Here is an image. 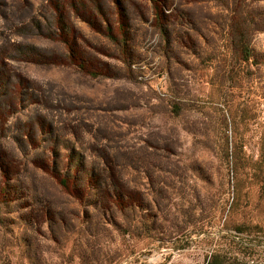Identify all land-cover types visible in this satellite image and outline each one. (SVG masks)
Returning <instances> with one entry per match:
<instances>
[{
  "label": "rangeland",
  "instance_id": "rangeland-1",
  "mask_svg": "<svg viewBox=\"0 0 264 264\" xmlns=\"http://www.w3.org/2000/svg\"><path fill=\"white\" fill-rule=\"evenodd\" d=\"M75 152L119 165L123 212L59 185ZM214 256L264 264V0H0V264Z\"/></svg>",
  "mask_w": 264,
  "mask_h": 264
},
{
  "label": "trees",
  "instance_id": "trees-1",
  "mask_svg": "<svg viewBox=\"0 0 264 264\" xmlns=\"http://www.w3.org/2000/svg\"><path fill=\"white\" fill-rule=\"evenodd\" d=\"M163 14L161 11H156L155 17L157 21H161ZM236 19V18H235ZM246 21L242 13H239V20H234V25L232 23L230 35H231V45L233 53L241 62L251 61L253 58L252 50L250 49L252 32L251 27L245 26ZM161 26V33L165 35V29ZM101 33L106 34V36L114 43L120 44L119 38L113 34V29L110 26H107V29ZM167 35V33H166ZM68 41V40H66ZM71 50V49H70ZM91 73V72H90ZM92 74V73H91ZM185 102L169 100L162 105L164 113L172 117H180L185 111ZM56 149L53 150V153H56ZM109 155V154H107ZM106 157V158H102ZM55 163V162H54ZM101 163V164H100ZM61 166L54 165L52 168L55 173L54 177L57 179L59 185L67 191H72L71 187L74 184V187L77 188L78 183H83L85 187H91L96 189L98 192L99 201H108L109 208H113L115 211L123 212L126 202V194L124 190L123 183V174L122 169L118 164L111 161L110 157L100 156L99 162L94 161L93 165L88 167L86 162L82 160V156L75 152L72 156L69 157L67 162V173L61 174ZM49 171H51L49 169ZM71 171H76L79 175L82 174L81 178L78 175H72ZM84 180V181H83ZM83 181V182H82ZM75 188V189H76ZM81 189V188H80ZM83 192L76 196L79 201H83L85 198V190L81 189ZM76 193V191H75ZM107 203V204H108ZM228 262L221 256H214L211 261L207 264H227ZM228 264H237V263H228ZM246 264V263H245Z\"/></svg>",
  "mask_w": 264,
  "mask_h": 264
},
{
  "label": "built area",
  "instance_id": "built-area-1",
  "mask_svg": "<svg viewBox=\"0 0 264 264\" xmlns=\"http://www.w3.org/2000/svg\"><path fill=\"white\" fill-rule=\"evenodd\" d=\"M249 264V262H247Z\"/></svg>",
  "mask_w": 264,
  "mask_h": 264
}]
</instances>
